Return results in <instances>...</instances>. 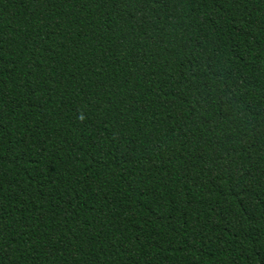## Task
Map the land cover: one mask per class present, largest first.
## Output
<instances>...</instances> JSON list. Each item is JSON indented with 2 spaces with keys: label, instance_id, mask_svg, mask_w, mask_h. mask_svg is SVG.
<instances>
[{
  "label": "trees",
  "instance_id": "obj_1",
  "mask_svg": "<svg viewBox=\"0 0 264 264\" xmlns=\"http://www.w3.org/2000/svg\"><path fill=\"white\" fill-rule=\"evenodd\" d=\"M0 264H264V0H0Z\"/></svg>",
  "mask_w": 264,
  "mask_h": 264
}]
</instances>
